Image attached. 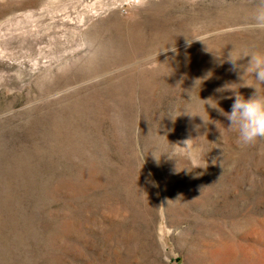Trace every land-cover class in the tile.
<instances>
[{"label":"rangeland","instance_id":"rangeland-1","mask_svg":"<svg viewBox=\"0 0 264 264\" xmlns=\"http://www.w3.org/2000/svg\"><path fill=\"white\" fill-rule=\"evenodd\" d=\"M261 23L264 0H0V264H264V138L221 114L264 94Z\"/></svg>","mask_w":264,"mask_h":264},{"label":"clouds","instance_id":"clouds-1","mask_svg":"<svg viewBox=\"0 0 264 264\" xmlns=\"http://www.w3.org/2000/svg\"><path fill=\"white\" fill-rule=\"evenodd\" d=\"M259 26L264 28V23ZM247 57L250 59L245 71L254 77L261 88H264V53L254 52ZM231 62L235 66L236 61L231 60ZM254 90V93L247 99L236 93L230 113H224L221 110V114L229 121L227 130L236 133V141L241 146L252 145L257 139L264 138V94H261L257 88ZM191 141V139L183 141L184 147H180L179 144L174 146L187 151ZM204 163L206 168L207 163L205 161ZM215 163L216 161L213 160V164Z\"/></svg>","mask_w":264,"mask_h":264}]
</instances>
